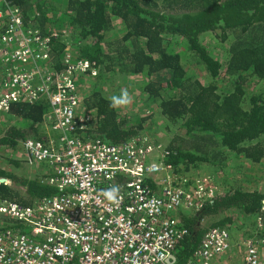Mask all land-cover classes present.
Instances as JSON below:
<instances>
[{"label": "built area", "instance_id": "obj_1", "mask_svg": "<svg viewBox=\"0 0 264 264\" xmlns=\"http://www.w3.org/2000/svg\"><path fill=\"white\" fill-rule=\"evenodd\" d=\"M31 6L28 15L0 0V112L11 101L48 103L53 137L25 136L20 145L23 162L43 166L41 179L55 191L30 204L0 198L10 221L0 226V264H167L188 232L175 213L198 210L221 190L208 174L168 165L164 149L142 135L110 142L86 134L93 114L77 80L98 65L70 51L67 28L41 31L40 10ZM53 40L64 43L57 53ZM112 187L116 201L104 195ZM231 233L209 227L183 264H224L213 258ZM241 241V264H264V236Z\"/></svg>", "mask_w": 264, "mask_h": 264}, {"label": "trees", "instance_id": "obj_2", "mask_svg": "<svg viewBox=\"0 0 264 264\" xmlns=\"http://www.w3.org/2000/svg\"><path fill=\"white\" fill-rule=\"evenodd\" d=\"M8 1L22 6L28 15L33 2L40 10V30L49 31L44 26L48 18L40 2ZM64 6L62 16L71 25L73 41L69 45L76 56L96 66L115 52L114 59L122 70L145 74L141 89L149 99L159 98L161 113L169 120L180 121L183 132L162 145L168 165L177 168L180 164L186 169L188 164L201 161L220 164L226 150L251 162L264 155V0H65ZM113 17L122 22L123 32L114 50L104 49V33L112 26ZM205 31H219L220 39H229L222 63L200 42ZM168 35L184 38L186 49L202 65L209 80L201 82L184 75L178 54L165 45ZM63 45L53 40L55 53ZM221 72L229 76L230 85L217 92L216 79ZM253 75L263 84L247 97L246 109L241 102L244 83ZM168 90L172 93L167 94ZM83 102L93 113L85 132L89 136L119 142L141 134V119L130 121L97 90H90ZM48 108L42 100L11 101L9 111L0 112V123L15 117L19 124L11 123L2 132L0 129V145L15 147L28 135L43 138ZM0 176L9 179V183L0 181V198L30 204L55 191L38 175L24 176L0 167ZM229 208L264 219V191L232 185L198 210L182 212L180 221L188 232L173 248V263L183 264L208 229L197 224L201 218ZM229 220L231 215H225L212 221L210 227L224 226Z\"/></svg>", "mask_w": 264, "mask_h": 264}, {"label": "rangeland", "instance_id": "obj_3", "mask_svg": "<svg viewBox=\"0 0 264 264\" xmlns=\"http://www.w3.org/2000/svg\"><path fill=\"white\" fill-rule=\"evenodd\" d=\"M40 2V9H43L45 16L48 18L45 27L58 29L65 27L68 29V35L65 40L73 41L71 37V25L67 24V18L62 16L65 11V0H37ZM31 5L36 6L31 3ZM122 22L113 17L112 26L104 33L103 47L104 49H112L117 45L116 39L122 34ZM71 38V40H70ZM200 42L203 44L207 52L219 62H223L227 57V45L229 39L222 40L219 36V31H205L200 35ZM166 47L178 54L180 63L184 69V75L190 78H196L201 82H206L210 79L202 65L196 62L186 49L184 38L178 35H168L166 37ZM114 50V49H112ZM70 51L74 52L70 47ZM76 54V53H75ZM115 52L104 58L98 65V70L94 74L83 75L77 80V90L83 101L90 90H97L102 96L109 98L113 95H119L122 88H127L130 95L133 97V102L127 107L117 108L118 112L127 117L130 121H142V130L140 135L152 145L163 144L174 134L183 132L179 120H169L163 115L158 106V97L149 99L146 93L141 89L145 74L143 72L133 73L122 70L117 60L114 59ZM111 56L113 58H111ZM108 65V67H107ZM263 81L256 77L248 76L244 83V94L242 105L249 107L247 97L253 92H258L262 87ZM230 85V78L221 72L216 79V90L221 92ZM172 93L168 90L167 94ZM92 111V110H91ZM93 114V113H92ZM0 123L1 132L11 123H18L14 118H4ZM48 121L44 122L43 138H52L51 130H49ZM19 124V123H18ZM33 136V135H28ZM139 136V135H138ZM34 137V136H33ZM21 143H17L15 147H7L0 145V167L16 174L24 176H42L44 167L39 164L28 165L22 160ZM178 170L188 174H208L215 182L219 190L223 191L229 186L238 185L243 190H260L264 191V155L258 160L251 162L240 155H234L231 151L225 153V158L220 164H210L208 162H197L195 165L188 164L187 168H180V164L176 165ZM182 172V173H183ZM193 212V211H191ZM182 212L177 211L175 215L180 218ZM225 215H231V220L224 224L230 231L242 229L239 231L240 236L251 234H260L264 236V221L255 218L254 215L246 216L240 209L229 208L215 215H209L201 218L198 221L199 227L209 228L210 223ZM259 220L263 223L259 224ZM10 221L0 214V226L9 225ZM173 251V250H172ZM171 264H174L173 262Z\"/></svg>", "mask_w": 264, "mask_h": 264}, {"label": "crops", "instance_id": "obj_4", "mask_svg": "<svg viewBox=\"0 0 264 264\" xmlns=\"http://www.w3.org/2000/svg\"><path fill=\"white\" fill-rule=\"evenodd\" d=\"M240 230L242 229L232 231L231 236L229 238V246L227 250L222 254L216 255L213 258L214 263L241 264L243 255V245L241 240L248 235H238L240 234Z\"/></svg>", "mask_w": 264, "mask_h": 264}, {"label": "clouds", "instance_id": "obj_5", "mask_svg": "<svg viewBox=\"0 0 264 264\" xmlns=\"http://www.w3.org/2000/svg\"><path fill=\"white\" fill-rule=\"evenodd\" d=\"M133 102V97L130 95L127 88H122L119 95L110 97V106L113 108L127 107ZM104 195L109 201H116L118 198V189L112 187L105 191Z\"/></svg>", "mask_w": 264, "mask_h": 264}, {"label": "water", "instance_id": "obj_6", "mask_svg": "<svg viewBox=\"0 0 264 264\" xmlns=\"http://www.w3.org/2000/svg\"><path fill=\"white\" fill-rule=\"evenodd\" d=\"M0 181H4V182L9 183V179L6 178V177H4V176H0ZM173 261H174V255L171 253V254H169V256L165 259V262H166L167 264H170V263H172Z\"/></svg>", "mask_w": 264, "mask_h": 264}]
</instances>
